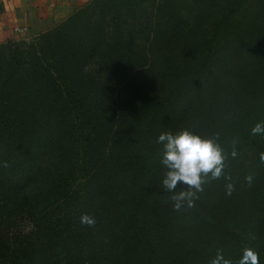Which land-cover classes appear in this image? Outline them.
I'll use <instances>...</instances> for the list:
<instances>
[{
	"label": "trees",
	"instance_id": "16d2710c",
	"mask_svg": "<svg viewBox=\"0 0 264 264\" xmlns=\"http://www.w3.org/2000/svg\"><path fill=\"white\" fill-rule=\"evenodd\" d=\"M262 122L264 0H92L0 45V264H264ZM180 129L227 158L192 207L161 209L156 141Z\"/></svg>",
	"mask_w": 264,
	"mask_h": 264
},
{
	"label": "clouds",
	"instance_id": "9594fccd",
	"mask_svg": "<svg viewBox=\"0 0 264 264\" xmlns=\"http://www.w3.org/2000/svg\"><path fill=\"white\" fill-rule=\"evenodd\" d=\"M252 133L264 134V122L258 123L252 129ZM156 142L162 146L160 163L166 169L161 183L167 192L172 193L174 208L179 210L185 203L192 207L196 193L202 191L205 178L209 174L213 179L222 175L224 161L227 158L224 150L216 137H203L189 129L176 133L162 132ZM235 155L233 151L232 156ZM260 159L264 161V154H261ZM248 179L251 181V177ZM227 188L230 194L232 185H227ZM81 223L93 226L95 220L84 215L81 217ZM211 264H232V261L217 252ZM237 264H259L258 254L250 248H245Z\"/></svg>",
	"mask_w": 264,
	"mask_h": 264
},
{
	"label": "crops",
	"instance_id": "0c3cea01",
	"mask_svg": "<svg viewBox=\"0 0 264 264\" xmlns=\"http://www.w3.org/2000/svg\"><path fill=\"white\" fill-rule=\"evenodd\" d=\"M91 1L0 0V45L37 37Z\"/></svg>",
	"mask_w": 264,
	"mask_h": 264
},
{
	"label": "rangeland",
	"instance_id": "374dc122",
	"mask_svg": "<svg viewBox=\"0 0 264 264\" xmlns=\"http://www.w3.org/2000/svg\"><path fill=\"white\" fill-rule=\"evenodd\" d=\"M59 24H61V23H58L57 25H55V27L58 26ZM55 27H54V28H55ZM52 29H53V28H52ZM48 30H51V29H48ZM48 30H46V31H48ZM46 31H43V33L46 32ZM41 34H42V33H41ZM34 38H35V37H34ZM34 38H32V39H30V40H28V41H26V42H30V41H32ZM28 39H29V38H28ZM18 42H19V41H18ZM180 45H181V42H179V41H177V42L175 43V51H177L178 53H179V47H180ZM173 64H174V63H172V65H173ZM172 67H173V66H172ZM172 67L169 66V68H172ZM107 70H109V69H108V68L106 69L104 66L94 65V66L92 67V71H91V73H92V75H98V74H99L100 77H97V76H96V78L104 79V80L106 81V80L109 79L108 76H110V73H108ZM172 84H173V82H172V76H171V73H167L165 76H163V77L160 79L159 83L156 84V85L154 86V88H147V89H145V90L143 91V94H144V95L151 94L152 96H155V97L159 98V97H161L162 95H164L166 92L169 91V89L171 88ZM196 102H197L198 104H200L198 101H196ZM184 122H187V120L185 119ZM180 130H181V129H180ZM168 193H169V192H167V191L163 188L162 191H161V193H160V195L158 196V199L154 202L153 205H156V204H157V205H159V207H161V209L164 208V206H165V204H166V201H167V194H168ZM104 219H105V217H103V221H104ZM17 225H19V227H20L21 229L25 230V231L28 229V225H26V224H24V223H20V222H18Z\"/></svg>",
	"mask_w": 264,
	"mask_h": 264
}]
</instances>
